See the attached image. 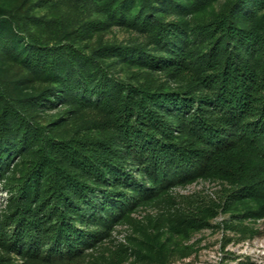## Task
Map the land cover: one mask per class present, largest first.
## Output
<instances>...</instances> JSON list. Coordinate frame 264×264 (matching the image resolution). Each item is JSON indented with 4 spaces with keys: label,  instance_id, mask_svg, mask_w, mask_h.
<instances>
[{
    "label": "trees",
    "instance_id": "1",
    "mask_svg": "<svg viewBox=\"0 0 264 264\" xmlns=\"http://www.w3.org/2000/svg\"><path fill=\"white\" fill-rule=\"evenodd\" d=\"M198 180L214 199L174 193ZM0 190V264H171L219 213L259 233L264 0H0Z\"/></svg>",
    "mask_w": 264,
    "mask_h": 264
},
{
    "label": "rangeland",
    "instance_id": "2",
    "mask_svg": "<svg viewBox=\"0 0 264 264\" xmlns=\"http://www.w3.org/2000/svg\"><path fill=\"white\" fill-rule=\"evenodd\" d=\"M130 36H132L131 33L118 27L103 33L104 39L127 40ZM2 73L14 79L25 74L18 65L10 63L3 66ZM219 187L220 184L217 181L198 180L175 188L174 193L183 196L194 194L199 198L214 199ZM3 197L4 192L0 190V208L4 206ZM157 212L158 210L154 207L141 208L133 216L142 219L147 214L155 215ZM229 219V214L219 213L210 220L211 226L192 233L187 240L182 241L189 255H176L171 260V264H264V218L257 221H243L244 225L258 229L259 233L253 236H250L249 232L243 235L238 230L227 228L225 225L229 223ZM127 231V225L117 226L112 242H107L106 245L115 248L123 240ZM123 264L137 263L129 258Z\"/></svg>",
    "mask_w": 264,
    "mask_h": 264
},
{
    "label": "built area",
    "instance_id": "3",
    "mask_svg": "<svg viewBox=\"0 0 264 264\" xmlns=\"http://www.w3.org/2000/svg\"><path fill=\"white\" fill-rule=\"evenodd\" d=\"M4 196H5V193H4Z\"/></svg>",
    "mask_w": 264,
    "mask_h": 264
}]
</instances>
